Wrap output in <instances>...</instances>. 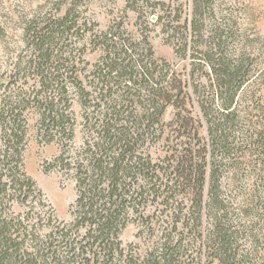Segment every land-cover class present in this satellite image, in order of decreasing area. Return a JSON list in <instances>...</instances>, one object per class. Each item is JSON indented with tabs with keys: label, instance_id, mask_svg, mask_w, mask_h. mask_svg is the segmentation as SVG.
Here are the masks:
<instances>
[{
	"label": "trees",
	"instance_id": "16d2710c",
	"mask_svg": "<svg viewBox=\"0 0 264 264\" xmlns=\"http://www.w3.org/2000/svg\"><path fill=\"white\" fill-rule=\"evenodd\" d=\"M75 2L61 17L30 20L24 49L0 67V264H257L253 201L232 192L226 175L237 145L256 147L264 173V130L239 128L236 109L257 64L246 48L234 55L225 3L190 0L180 36L171 34L174 53L187 64L183 77L155 56L148 32L134 38L122 21L86 37L91 28ZM87 45L101 51L93 64L84 57ZM202 64L215 95L199 83ZM258 76L260 86L264 74ZM242 97L255 96L246 90ZM74 100L81 108L78 146ZM188 105L202 127L195 140ZM168 107L175 112L166 122ZM31 130L59 147L47 168L74 182L69 221L56 217L24 170ZM169 141L174 150L153 157L150 147ZM15 204L22 211L15 213ZM131 222L140 225L141 252L122 245Z\"/></svg>",
	"mask_w": 264,
	"mask_h": 264
},
{
	"label": "rangeland",
	"instance_id": "374dc122",
	"mask_svg": "<svg viewBox=\"0 0 264 264\" xmlns=\"http://www.w3.org/2000/svg\"><path fill=\"white\" fill-rule=\"evenodd\" d=\"M73 1H76L75 12L79 19L89 22L88 28L90 27L91 30L86 31V37L107 32L115 22L122 21L128 33L134 38H139L141 32H148L155 56L170 63L171 68L181 76L185 74L186 61L174 53V42H176L175 38L180 36L177 24L182 25L188 18L190 0H136V2L134 0H0V67L5 68L9 62L15 61L24 49V29L30 20L40 22L52 16L61 17L72 6ZM158 1L177 8V13L169 14L168 11H164L165 9L156 6L155 2ZM222 1L232 18L230 23L234 35L231 38V49L234 55H239L246 48L244 51L246 55L253 64H257V71L236 99V109L242 121L239 123V128L249 130V133L261 131L264 130V119L262 120L261 115L264 111V84L258 86V75L264 74V0ZM160 16L161 21L158 20ZM176 16L180 21H175ZM170 27L175 28L164 31ZM173 32L177 33L175 38L171 37ZM87 46L84 57L93 64L100 57L101 51ZM206 71L208 69L203 64L196 71L199 83L206 87L207 92L215 95V92L208 88ZM246 90L254 93L255 97L252 101H244L242 96ZM257 98H259L258 103L255 102ZM72 110L77 122L74 144L78 146L81 143L82 131L81 108L76 100L73 102ZM185 110V114L192 116L195 121L192 125L190 123L187 129L190 138L195 140V130L199 132V137H202V127L196 121L194 109L188 105ZM174 112V107H168L164 120L170 121ZM175 128L178 130L177 126H173L170 130ZM169 133L173 136L171 132ZM238 146L240 145H237L235 153L231 155L235 159L226 175L232 177V192L242 194L245 204L249 199L253 201L249 204V208L253 209V213L257 216L251 226L257 236L256 245L259 249L257 264H262L264 261V173L259 171V168L263 165L261 162L263 157L255 146L246 148ZM174 148L175 144L172 141L159 142L151 146L150 151L153 157H164L168 150L170 152ZM58 153L57 144L40 142L35 137L34 130H31L23 155L24 170L54 209L56 217L59 220L69 221L70 205L76 197L74 182L61 176L58 171L47 168ZM13 211L18 213L22 211V207L15 204ZM139 230L140 225L136 222L126 226L120 235L124 248L131 246L135 252H141L145 248L144 238L138 235Z\"/></svg>",
	"mask_w": 264,
	"mask_h": 264
}]
</instances>
